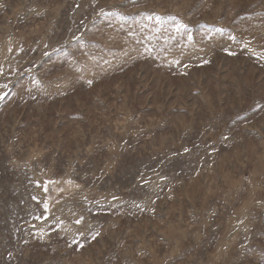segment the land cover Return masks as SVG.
Here are the masks:
<instances>
[{
  "label": "rangeland",
  "instance_id": "1",
  "mask_svg": "<svg viewBox=\"0 0 264 264\" xmlns=\"http://www.w3.org/2000/svg\"><path fill=\"white\" fill-rule=\"evenodd\" d=\"M0 85V264H264V0H0Z\"/></svg>",
  "mask_w": 264,
  "mask_h": 264
},
{
  "label": "snow or ice",
  "instance_id": "2",
  "mask_svg": "<svg viewBox=\"0 0 264 264\" xmlns=\"http://www.w3.org/2000/svg\"><path fill=\"white\" fill-rule=\"evenodd\" d=\"M157 20H159V17H157ZM181 27H183V26H182V25H178L177 28H176V30H177V31H180V28H181ZM189 39H191V37H189ZM89 83H91V81H89ZM0 87L6 88L7 85H0ZM6 94H7V93H5L4 95H6ZM0 99H3V96H0ZM49 183H53V182L50 181ZM68 183H71V181H68ZM37 187H41V185L38 183V184H37ZM43 191H44L45 193L48 192V186H47V184H45V185L43 186ZM33 200H36L38 203L40 202V201H39V198L36 197V196H33ZM43 207H44V211L47 212V211H48V204H47V203H44ZM36 218L39 219L40 217H36ZM76 223H77V224H80V223H81V220H77ZM98 235H99V233H96V234L93 235L91 238H92V239H96V236H98ZM73 243H78V242H77L76 240H74ZM79 246H80V247H83L82 244L79 245Z\"/></svg>",
  "mask_w": 264,
  "mask_h": 264
},
{
  "label": "bare ground",
  "instance_id": "3",
  "mask_svg": "<svg viewBox=\"0 0 264 264\" xmlns=\"http://www.w3.org/2000/svg\"><path fill=\"white\" fill-rule=\"evenodd\" d=\"M48 180V179H47ZM72 187V186H71ZM71 189V188H70Z\"/></svg>",
  "mask_w": 264,
  "mask_h": 264
}]
</instances>
